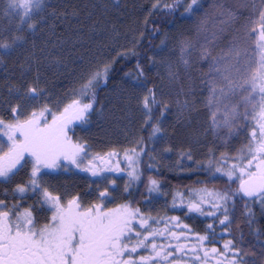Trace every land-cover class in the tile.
<instances>
[{"label":"trees","instance_id":"16d2710c","mask_svg":"<svg viewBox=\"0 0 264 264\" xmlns=\"http://www.w3.org/2000/svg\"><path fill=\"white\" fill-rule=\"evenodd\" d=\"M188 2L189 0H124L120 8L111 6V12L108 13V17H113L111 21L117 27L111 46L106 43L102 48L87 51H82L81 46L70 47L73 53L78 49V59H83L80 64L78 60L74 63L80 70L75 76L66 78L55 76L52 66L45 68L39 65V68L31 71L29 78L35 80L36 85L40 86L45 94L52 96L51 94L55 91L58 92L57 98L61 99L60 91L64 96L68 87L77 91L78 86L84 84L93 73L102 70L105 65L110 67L107 81H101L94 88L95 102L87 115L86 122L73 121L67 129L68 137L73 143L85 146V153L90 155V161L99 160L101 165L99 168L102 169L103 175L96 178L90 174V171L83 175L78 173L77 176H74V173L71 176L64 173L61 179L51 182L49 186L52 191L49 190V193H62L63 189L68 188L79 197L83 210L92 208L97 205V201L104 199L108 204L103 205V211L130 206L133 210L139 209L143 218H152L148 221L151 228L163 230L166 226L169 227L182 238L179 241L169 238L167 232L164 237L157 238V244L173 246L170 249L173 251V257L163 264H176V262L178 264H228L234 258L238 264H264V204L251 201L239 194L234 196L228 194L227 191L232 187V180L225 173L217 172L216 167L177 173L165 168L156 155V142L163 136L166 113L163 99H161L164 83L162 77L154 70L155 58L162 48L169 45L170 40L174 39L173 46H177L178 39H184L185 30L189 28L186 16L190 12L185 11ZM165 4L172 7L164 8ZM89 11L87 0H49L43 6L42 12L34 18L39 27L36 36L39 37L40 32L46 33L51 26L56 29L53 28V32L57 31L63 35L66 34V25L69 24L71 27L77 25L80 28H88L99 19L94 17L85 21ZM19 15H21L20 18L23 17L20 9H18ZM180 32L183 35L178 38ZM10 37L8 35L2 40L9 43L12 41ZM17 37L20 39L16 42L14 52L9 54L10 56L7 54L10 58L8 68L11 66L12 71L7 68L0 74L1 95H7L5 89L7 85L17 82L19 79L17 77L21 76L18 69L13 66L14 61L23 52H28L27 49H30L31 41L34 39L28 30L19 32ZM21 40L26 42L22 44ZM138 66L142 69V75L137 70ZM47 72L49 74H46ZM42 74L50 78L45 80ZM149 90L155 94L156 99L155 104L151 102V99L149 100L151 117L143 107L144 97L150 96ZM118 95L121 98L116 101ZM71 96L67 98L70 99ZM169 97L170 95L167 94V99ZM82 102L88 101L82 99ZM127 113L131 117V124L128 126L130 131L126 128L124 131L115 133L112 131V128L116 126L115 123L112 127L108 125V128L102 125L105 120L118 118L119 121L126 117ZM45 119L51 122L52 114L42 117L41 123ZM154 125L160 128V132L155 136H153ZM133 149L139 153L138 156L133 154L131 151ZM111 152H115L116 155L109 156ZM125 152L132 156L131 163L125 158ZM25 157L30 156L26 154ZM116 167L121 170L116 171ZM133 170L139 179L130 177L129 173ZM26 178L27 174L22 172L21 180L17 179L16 183L25 184ZM103 179L108 182L106 187L101 185L104 183L99 182ZM152 180L157 181L158 190H151ZM238 184L234 183L236 190ZM203 189L215 190L217 193L227 194L230 197L227 204L229 224L219 223V220L223 219L222 212H216L215 216L209 215L213 211L210 207L211 202L201 205L203 214L188 210L190 204L200 202L199 198L203 195L201 191ZM106 191V196H101V193ZM249 208L252 212L251 217L247 215ZM140 219V216L136 217L133 226L136 231L146 235L147 232L143 229L148 226L142 228L139 224ZM208 225H212V228L209 229ZM197 236L209 238L203 242L202 248L197 243ZM183 237L190 239L185 240ZM135 241L136 237L133 234L131 242L135 243ZM227 241H232L235 248L226 251L224 244ZM177 243H187L200 250L189 251L187 255L176 253L174 248ZM212 248L218 249L219 253L224 255L211 253ZM204 251H208L206 258ZM138 254L148 256L151 253L150 250L141 249ZM197 257L200 259L198 260Z\"/></svg>","mask_w":264,"mask_h":264},{"label":"snow or ice","instance_id":"6c2138e0","mask_svg":"<svg viewBox=\"0 0 264 264\" xmlns=\"http://www.w3.org/2000/svg\"><path fill=\"white\" fill-rule=\"evenodd\" d=\"M240 6L247 3H253L254 0H236ZM43 0H11L9 7L20 9L23 17L31 19L32 10L39 9ZM224 0H221L217 8L218 14L223 17L220 20L219 31L223 32L226 25L230 24L236 17V12L223 6ZM198 5V0H189L186 12H192ZM164 8H171L172 5L165 4ZM260 11L258 12V28L251 27L252 20L248 24L237 30V34L230 42V46L221 56L215 58L212 71L219 75V80L214 81L212 96L217 104L236 94L237 88L246 92L242 97L245 106L246 115L256 113L254 119L258 124L259 131L253 129L251 133L252 143L246 149L247 163L242 167L234 165L232 170L227 171L225 175L231 179L237 175L236 169H239V184L237 194L248 198L251 201H259L264 204V0H259ZM23 17L21 22L23 23ZM206 22V21H205ZM29 28L35 25L29 23ZM258 33V39L252 46L253 52L249 54L247 37ZM216 34H213V39ZM19 37H14L10 43H0V57L7 55L15 47ZM208 55L207 50H203L202 56ZM187 63V61H185ZM110 70L105 65L102 70H98L81 85L79 95L88 102H82V99H74L70 105L65 107L59 116L52 114L51 122L46 119L41 123L44 113L49 110L45 108L39 114L32 112L30 118L20 120L16 115L19 105L11 109L14 114V123H5L0 120V128L3 129L8 137V151L0 156V178L7 179L18 166L23 167L28 161L25 155L31 157L32 170L28 181V186H17L16 191L25 193L29 187L35 192L40 188L39 179L41 171L44 168L59 167V162L65 160L74 164L77 168L81 167L78 162L81 157L86 155L85 146L73 143L67 134L69 124L73 121L86 122V118L95 102L94 88L101 82L107 81V73ZM142 73V69L137 67ZM150 96L143 99V107L146 113L151 117V108L149 100L156 103L155 94L149 90ZM26 95L35 99L38 90L30 87ZM258 98V99H257ZM257 99V103L252 101ZM238 105H233L225 114L227 119L225 123L231 124L233 118L237 115ZM243 118V117H242ZM215 123V113L213 114ZM160 132L158 125L153 126V136ZM19 134L20 139H17ZM258 137V138H257ZM3 150V144H0V151ZM134 155L135 149L131 150ZM115 156V152L108 154ZM125 158L131 163L132 156L125 152ZM191 157L189 156V159ZM98 159H103L98 157ZM22 161L24 162L22 164ZM211 163V162H210ZM88 167L85 171H91L96 175L95 166L88 161ZM253 167L255 170L253 171ZM120 171L119 167L115 168ZM217 172L222 169L217 168ZM133 179H139L135 170L129 173ZM114 183V181H113ZM152 189L158 190L157 181L152 180ZM199 203L189 205V211H195L203 214L202 204H209L213 211L209 215L215 216L216 212H222L223 219L219 220L221 225L230 223L227 204L230 197L227 194L212 192L208 189L201 190ZM41 204L48 205L53 210V215L49 224L37 227L32 213L26 211L16 215L8 211L0 210V264H163L173 257L172 245L157 244L158 237H164L167 232L169 238L179 241L182 237L171 231L169 227L163 230L153 229L148 225L149 218H143L139 209H131L130 206H124L121 209L102 211L99 205L92 208L81 210L78 198L67 201V206L60 203L58 196H53L46 189H41ZM105 193H101L104 196ZM0 206L7 207L3 201ZM247 215L251 217V209H248ZM140 216L139 224L148 226L144 228L147 234L143 235L141 231H136L133 222ZM186 227V226H185ZM211 229L212 225H208ZM227 230V228H225ZM133 234L136 237L135 243H132ZM151 237V240L149 238ZM188 240L189 237H183ZM207 236H197L198 245L202 248L203 242L208 240ZM226 251L234 249L232 241L224 244ZM150 250V255H139V250ZM176 253L187 255L189 251L196 252V246L187 243H177L174 248ZM210 252L217 255L218 249L212 248ZM205 258L208 251H204ZM199 260L200 258L197 257ZM178 264V262H176ZM228 264H238L235 258Z\"/></svg>","mask_w":264,"mask_h":264},{"label":"rangeland","instance_id":"374dc122","mask_svg":"<svg viewBox=\"0 0 264 264\" xmlns=\"http://www.w3.org/2000/svg\"><path fill=\"white\" fill-rule=\"evenodd\" d=\"M48 1L43 0L39 9L34 8L32 10L31 19L29 20L26 17L22 23L21 15L18 16V9L9 7L11 0H0V43H7L2 38L5 39L8 35L13 40L19 32L27 30L32 33V38H34L31 41L32 46L30 45V49H27L28 52H23L14 61V68H17L21 74V76L17 77L19 78L18 81L7 85L5 88L7 95H1L0 93V120L5 123L15 122L11 109L17 105H19V109L16 115L19 116L20 120H25L30 118L32 112H41L45 108L49 111L45 112L44 116L49 114L57 115L63 108L70 105L74 99L80 97L79 91L83 83L78 86L77 91L68 87L65 96L61 95L62 92L60 91L59 96H61V99H58V92L50 93L52 96L45 94L40 86L36 85L35 80L29 78V75H31L33 69L43 65L45 68L54 67L55 76L60 78L75 76L76 72L78 73L80 70L75 67L74 63L78 60L80 64L83 59H78V49L73 53L70 47L81 46L82 51H87L88 49L102 48L106 43L111 46L117 27L111 21L113 17H108V13L111 12V6L120 8L121 3L124 2V0H87L90 11L85 17V21L98 17V22L88 28H80L77 25L72 26V28L71 24L66 25V34L64 35L57 31L53 32L55 27L51 26L49 31L46 33L40 32L39 37H37L36 34L39 32V27L34 18L42 12L43 6ZM254 2L255 7H253V3L240 6L236 0H224L223 6L236 12V17L230 24L224 26L225 30L223 32H220L218 29L220 20L223 17L218 14L217 8L221 0H198V5L186 16L189 28L185 30L184 39H178L177 46H173L174 39L173 41L170 40L169 45L156 54L154 70L163 79L164 85L161 91V99H163L164 112L166 113L163 136L159 137L156 142V155L164 167L170 171L189 173L212 167H216V169L224 167L221 173H226L232 170L234 165L242 167L247 163V160H241V157L247 156L246 149L252 143L251 133L253 129L255 128L257 132L259 131L258 124L254 119L256 113L243 115L245 106L243 105L242 97L247 95V93L239 88H237L235 95L223 100L220 104L216 103L212 96V88L222 85L214 84V81L219 80V75L213 72L212 68L215 58L221 56L229 48L230 42L237 34V30L246 26L249 20L254 22L251 27L258 28V24L255 21L258 20V12L261 9L259 0H254ZM101 19L105 20L100 21ZM114 19L117 20L115 16ZM15 20H17L16 23ZM29 23L34 24L35 27L29 28ZM214 33L216 34L215 39H213ZM182 35L183 33L180 32L178 38ZM107 39L109 42L106 41ZM257 39L258 33L247 37L249 54L253 52L252 46L255 45ZM25 42L21 40L22 44ZM14 49L9 54L13 53ZM205 49L208 55L202 56V52ZM9 54L8 56H10ZM9 62L10 58L7 55L0 57V74L5 72L3 70L8 68ZM8 70L12 71L11 66ZM46 74H49V72ZM42 75L45 80L50 78V76L47 78L44 74ZM30 87H35L38 90V95L35 99H31L26 95ZM54 89H57V87H54ZM167 94L170 95L168 99ZM68 96H71V98L68 99ZM120 98L121 96L118 95L115 100L118 101ZM257 99H254L252 103L256 104ZM233 105H238L237 115L233 118L231 124L225 123L227 119L225 114ZM113 108L112 110H114ZM214 113L215 123L213 122ZM109 118H112V116H109ZM104 119H106L105 116ZM130 121L131 117L127 113L126 117L121 118L119 121L118 118L105 120L102 125L108 128V125L112 127L115 123L116 126L112 128V131L119 133L126 128L129 129ZM17 139H20L19 134H17ZM0 144H3V150L0 151V156H3L8 151L9 141L2 128H0ZM189 156L191 157L190 159ZM89 159V154L81 157L78 161L81 163L80 168L68 161H60V166L56 168H44L39 179L40 188L33 192L29 187L25 193H19L16 191L18 186L16 183L17 179L20 181L22 172H25L27 174L26 182L19 186H28L31 176V158L25 157V160L28 161L27 164H24L23 167L18 166L7 179L0 178V193L6 195V203L10 202L8 200H10L9 197L11 196L12 200H17V205L19 206L18 210L16 209V212H14L15 208L13 209V207H15V204L11 202L12 209L6 208V211L16 215L30 211L37 227L49 224L53 210L48 205L40 203L42 199L41 189H46L48 192L49 190L52 191L49 185L55 180L56 175L59 177L65 171L71 173L69 176L73 173L74 176H77L78 173L80 175L85 174L87 172L84 170L86 168L85 164H88ZM91 162L96 169V175L94 176L98 178L103 175L102 169L99 168L101 166L99 160ZM252 170L254 171L255 168L253 167ZM236 172L237 175L231 178L232 187L227 191L228 194L233 196L237 194L234 183H239L238 168ZM99 182L104 183L101 185H105V187L108 185L106 179ZM210 191L217 193L215 190ZM65 193H68L67 188ZM106 193L107 191L103 197L106 196ZM53 196H58L63 206H67V201L74 198H70V195L61 194ZM78 202L83 206L81 200H78ZM96 204L103 211V205L108 204V202L102 199L97 201ZM0 210H3L2 206H0ZM81 210H83V207H81ZM43 213L45 215H41Z\"/></svg>","mask_w":264,"mask_h":264},{"label":"flooded vegetation","instance_id":"af4514ba","mask_svg":"<svg viewBox=\"0 0 264 264\" xmlns=\"http://www.w3.org/2000/svg\"><path fill=\"white\" fill-rule=\"evenodd\" d=\"M72 197H74V196H70V198H72ZM9 199L10 200H8V201H10V202L9 203H6V200H7L6 195L0 193V200L4 201V203H5L4 205L7 206V207H2L3 211H6V208L7 209H12V204L14 203L15 204V207H13V209L15 208L14 209V212H16V209L18 210V208H19V206L17 205V200H12L11 196L9 197ZM11 202H12V204H11ZM45 210H47V209H45ZM43 215H45V214L43 213Z\"/></svg>","mask_w":264,"mask_h":264}]
</instances>
